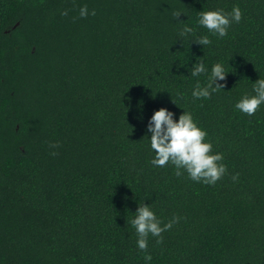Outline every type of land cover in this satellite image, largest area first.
<instances>
[{"label": "trees", "instance_id": "obj_1", "mask_svg": "<svg viewBox=\"0 0 264 264\" xmlns=\"http://www.w3.org/2000/svg\"><path fill=\"white\" fill-rule=\"evenodd\" d=\"M234 6L224 37L197 24ZM197 60L228 71L210 98L191 95ZM259 78L264 0H0V264H264V104L235 108ZM161 107L207 132L215 184L152 165ZM144 204L176 222L141 250Z\"/></svg>", "mask_w": 264, "mask_h": 264}, {"label": "clouds", "instance_id": "obj_2", "mask_svg": "<svg viewBox=\"0 0 264 264\" xmlns=\"http://www.w3.org/2000/svg\"><path fill=\"white\" fill-rule=\"evenodd\" d=\"M182 12L174 13L179 17ZM95 15V11L91 12ZM67 15V12H62ZM89 15L87 6L80 9V16ZM242 19V12L239 6H234L230 12L222 9L200 10L198 11L197 24L206 28L209 33L218 37H224L228 34V29L233 22L239 23ZM194 29L189 25H184L180 31V37H186L193 34ZM193 41L205 46L210 45L212 41L207 35ZM191 69L193 77H199L202 74L208 75L207 82L201 85L197 81L193 87L191 95L195 99L210 98L211 95L224 88V81L228 71L220 63H215L211 67L210 73L202 60H197ZM254 95L244 94L236 103L235 108L249 116L254 115L261 104H264V79H258L253 82L252 88ZM175 114L165 107L155 110L149 118L147 131L151 133L150 147L155 152L151 160L153 166L164 167L171 164L176 169V175L182 174L181 170L187 172L190 179L206 184H215L224 173L226 167L224 164H218L223 159L221 153H213V145L206 142L207 132L198 126L190 112L185 111L174 118ZM135 216L131 220V225L137 233V246L141 250L148 247L147 237L149 234L160 237L161 233L170 229L176 222L174 217L172 221L161 225L155 212L148 204L139 205L134 212ZM146 261H151V255L145 256Z\"/></svg>", "mask_w": 264, "mask_h": 264}]
</instances>
